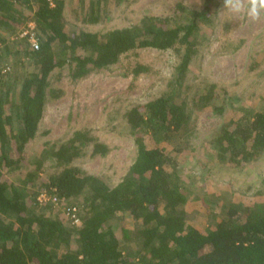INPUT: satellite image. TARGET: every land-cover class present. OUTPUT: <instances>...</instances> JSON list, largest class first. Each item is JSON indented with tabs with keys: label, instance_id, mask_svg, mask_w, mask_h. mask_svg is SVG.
Masks as SVG:
<instances>
[{
	"label": "trees",
	"instance_id": "16d2710c",
	"mask_svg": "<svg viewBox=\"0 0 264 264\" xmlns=\"http://www.w3.org/2000/svg\"><path fill=\"white\" fill-rule=\"evenodd\" d=\"M124 1L73 0V11L83 24H97L111 2ZM214 2L205 0L203 10L173 17L145 15L101 33L70 27L66 0H0V264H264V202L249 206L221 202L207 190L195 194V181L182 176L164 146L172 144L180 152L190 145L193 106L225 109V94L221 105L214 103L217 84L198 90L191 106L183 92L198 53L200 23ZM31 21L38 48L29 34L20 36ZM12 35L16 39L10 41ZM146 46L173 52L176 80L160 96L125 112L136 156L118 183L75 164L89 146L94 156L109 152L87 129L75 130L65 141H47L39 157L26 159L47 97L63 94L50 86L56 68L68 65L77 79ZM146 69L136 64L130 71L138 75ZM241 109L242 115L231 118L210 141L220 164L238 166L264 153V106ZM43 189L57 194L62 205L40 203ZM194 194L213 220L205 230L192 223L186 208ZM72 206L78 223L60 216ZM128 211L132 226L125 224Z\"/></svg>",
	"mask_w": 264,
	"mask_h": 264
},
{
	"label": "rangeland",
	"instance_id": "374dc122",
	"mask_svg": "<svg viewBox=\"0 0 264 264\" xmlns=\"http://www.w3.org/2000/svg\"><path fill=\"white\" fill-rule=\"evenodd\" d=\"M204 5L205 0L111 2L108 15L100 23L83 24L73 11V0H66L65 16L70 27L104 33L139 22L145 15L173 17L183 10L187 13L203 10ZM208 12L200 23L198 53L183 81V92L191 106L194 94L214 83L217 84L216 92L221 94L215 97L214 103L222 104V94L227 103L222 113L213 108L193 106L195 129L190 145L180 152H176L172 144L164 143V146L175 156L182 176L188 182L195 181V194L201 196L207 190L218 194L221 202L250 206L264 202V153L249 163L223 165L217 160L210 141L231 118L242 115L241 107L264 106V11L258 19H252L246 12L230 11L223 0H215ZM34 26L31 21L20 33V36L29 34L31 44L36 37ZM9 39L15 40L16 36ZM176 63L177 58L171 50L146 46L121 55L109 67L93 69L77 79L72 78L68 65L56 68L49 76L50 86L62 90L63 94L57 98L47 97L38 135L28 144L26 159L39 157L47 141H65L75 130L87 129L109 147V152L94 156L89 146L75 159V164L86 172L103 175L112 184L118 183L136 156V145L128 132L124 114L132 106L166 91L169 82L176 80ZM136 64L147 69L135 75L130 70ZM147 138L150 146L156 145L151 137ZM168 169H171L169 165ZM47 172L42 173L43 180ZM195 194L186 208L192 223L205 230L213 220L206 204ZM219 210L217 206L215 212ZM60 216L68 217L64 211ZM125 224H134L129 211Z\"/></svg>",
	"mask_w": 264,
	"mask_h": 264
},
{
	"label": "clouds",
	"instance_id": "9594fccd",
	"mask_svg": "<svg viewBox=\"0 0 264 264\" xmlns=\"http://www.w3.org/2000/svg\"><path fill=\"white\" fill-rule=\"evenodd\" d=\"M223 3L230 11L246 12L252 19H258L264 11V0H223Z\"/></svg>",
	"mask_w": 264,
	"mask_h": 264
},
{
	"label": "built area",
	"instance_id": "2783aa9c",
	"mask_svg": "<svg viewBox=\"0 0 264 264\" xmlns=\"http://www.w3.org/2000/svg\"><path fill=\"white\" fill-rule=\"evenodd\" d=\"M32 45L35 48H38V40L36 37L33 38ZM37 198H38L39 202L42 204L45 202L52 201L56 206L62 205L61 202L59 201V197L57 196V194L49 193L48 190H46V189H43ZM64 212L69 218H71L73 220L74 223L79 222L80 217L77 215V207L76 206L68 207L66 210H64Z\"/></svg>",
	"mask_w": 264,
	"mask_h": 264
}]
</instances>
